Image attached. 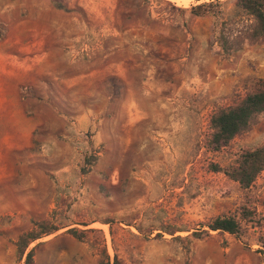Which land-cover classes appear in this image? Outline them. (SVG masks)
I'll use <instances>...</instances> for the list:
<instances>
[{
    "label": "rangeland",
    "instance_id": "obj_1",
    "mask_svg": "<svg viewBox=\"0 0 264 264\" xmlns=\"http://www.w3.org/2000/svg\"><path fill=\"white\" fill-rule=\"evenodd\" d=\"M218 1L0 0V264H264V170L211 167L264 147V112L219 150L209 127L264 79V40L235 44L253 20ZM242 208L238 236L193 235Z\"/></svg>",
    "mask_w": 264,
    "mask_h": 264
},
{
    "label": "trees",
    "instance_id": "obj_2",
    "mask_svg": "<svg viewBox=\"0 0 264 264\" xmlns=\"http://www.w3.org/2000/svg\"><path fill=\"white\" fill-rule=\"evenodd\" d=\"M219 1L216 0V3ZM213 2L200 4L191 7V14L195 16L204 15L207 8ZM235 6L245 15L253 20V25L240 33L239 39H235V44L239 45L244 41L256 42L264 40V0H235ZM222 47L229 49L231 44L228 39L221 37ZM258 88L250 93L235 106L218 110L213 113L209 120L211 129L210 143L214 150L226 147L237 135L246 131L257 115L264 112V79L257 81ZM213 171H223L231 180L238 183L240 188L248 189L256 180L258 175L264 170V147L253 150H246L240 153L234 165L222 170L218 165H212ZM254 212L248 208H242L240 216H218L204 225L206 230L194 232L193 235L201 237L202 234L209 235V232H223L229 235L238 236L242 231V222L250 221ZM58 228H45L41 232H28L18 237L16 248L20 255H23L29 242L50 234ZM67 233L77 240L85 238V232L77 229H68ZM24 264H33V249H30L25 256ZM111 264H122L118 256H114Z\"/></svg>",
    "mask_w": 264,
    "mask_h": 264
}]
</instances>
